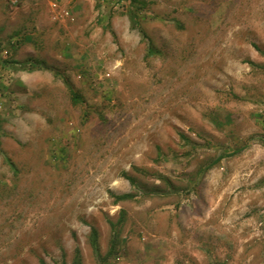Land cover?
<instances>
[{
  "label": "rangeland",
  "instance_id": "obj_1",
  "mask_svg": "<svg viewBox=\"0 0 264 264\" xmlns=\"http://www.w3.org/2000/svg\"><path fill=\"white\" fill-rule=\"evenodd\" d=\"M144 1L0 0V264H264V0Z\"/></svg>",
  "mask_w": 264,
  "mask_h": 264
},
{
  "label": "trees",
  "instance_id": "obj_2",
  "mask_svg": "<svg viewBox=\"0 0 264 264\" xmlns=\"http://www.w3.org/2000/svg\"><path fill=\"white\" fill-rule=\"evenodd\" d=\"M136 4H139L140 6H135ZM145 5H146V2L144 0H130V6L127 9V14L129 16V19H130V22H131L132 27L137 28V30L139 31L140 35L142 36V39L146 41L147 46H148L147 56H150V55L157 54L159 51L156 50L155 46L153 45L152 41L148 37L147 33L142 28L141 23H140L139 18H138L139 11L143 10V8L145 7ZM36 63L33 64V65H31L30 68L31 69H34V68H37V67H42V68H45V69H51V70L53 69L51 66L45 65L43 62L40 64L37 61ZM65 82H67V80H65ZM67 86L70 89V93H71V97H72L73 103H75V104L81 103L82 102V96L79 94V92H77L69 84ZM0 153H3L1 151V149H0ZM4 158H5V161L11 166V168L13 169V171H15V173H16L17 172L16 171L17 169H16L15 165L10 161V159L8 158V156L4 155ZM124 175L128 179H130L131 182H134V179H132L131 177H129L126 174H124ZM113 196L115 197V200L116 201L126 200V199H130V198L133 197V195L130 194V193H124V194L113 195ZM111 224H112V227L113 228L116 227L115 224H113V223H111ZM89 241H90V244L92 245L94 251L97 252V254H99L100 251H99V242H98V231H97V229L95 227H92L91 228V232H90V236H89ZM116 246H117V241L115 239V240L112 241L111 250L109 252V255H112L114 253V250L116 249ZM40 262H41V264H47L43 259H41ZM102 262H103V264H109L107 262V257H106V259H103ZM61 264H67V263L63 259ZM73 264H81V255H80L79 249H76L75 257H74V260H73Z\"/></svg>",
  "mask_w": 264,
  "mask_h": 264
}]
</instances>
